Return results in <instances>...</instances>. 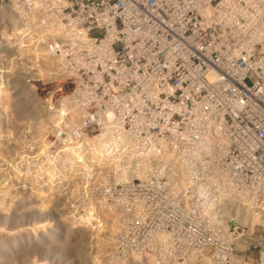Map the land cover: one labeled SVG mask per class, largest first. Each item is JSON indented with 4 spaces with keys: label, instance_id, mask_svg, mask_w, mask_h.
Masks as SVG:
<instances>
[{
    "label": "built area",
    "instance_id": "obj_1",
    "mask_svg": "<svg viewBox=\"0 0 264 264\" xmlns=\"http://www.w3.org/2000/svg\"><path fill=\"white\" fill-rule=\"evenodd\" d=\"M0 48L74 61L92 123L158 127L132 187L162 189L188 249L264 264V0H0Z\"/></svg>",
    "mask_w": 264,
    "mask_h": 264
},
{
    "label": "rangeland",
    "instance_id": "obj_2",
    "mask_svg": "<svg viewBox=\"0 0 264 264\" xmlns=\"http://www.w3.org/2000/svg\"><path fill=\"white\" fill-rule=\"evenodd\" d=\"M75 66L0 53V264H231L188 249L162 189L132 187L146 171L134 147L158 127L92 123L96 95L74 91Z\"/></svg>",
    "mask_w": 264,
    "mask_h": 264
},
{
    "label": "bare ground",
    "instance_id": "obj_3",
    "mask_svg": "<svg viewBox=\"0 0 264 264\" xmlns=\"http://www.w3.org/2000/svg\"><path fill=\"white\" fill-rule=\"evenodd\" d=\"M145 127V126H144ZM143 129V128H142ZM84 130V129H83ZM137 131V130H136ZM111 134V133H110ZM118 137V136H117ZM122 139V138H121ZM106 146V145H105ZM116 147V146H115ZM84 149V148H83ZM124 149V148H123ZM85 150V149H84ZM112 151V150H111ZM115 154V153H114ZM124 154V153H123ZM85 156V155H84ZM116 157V156H115ZM109 158V157H108ZM121 160V159H120ZM120 163V162H119ZM105 169V168H104ZM103 169V170H104ZM153 171V170H152ZM135 174H136V172H135ZM85 175V174H84ZM131 177V176H130ZM129 178V177H128ZM173 224V223H172Z\"/></svg>",
    "mask_w": 264,
    "mask_h": 264
}]
</instances>
